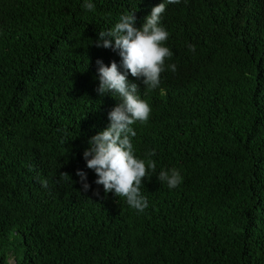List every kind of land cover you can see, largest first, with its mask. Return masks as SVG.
<instances>
[{"label":"trees","instance_id":"trees-1","mask_svg":"<svg viewBox=\"0 0 264 264\" xmlns=\"http://www.w3.org/2000/svg\"><path fill=\"white\" fill-rule=\"evenodd\" d=\"M89 2L0 0V264H264V0L166 5L159 87L128 74L152 110L132 125L135 156L156 153L143 213L83 154L120 103L96 91L98 60L124 72L99 33L133 12L141 29L165 0Z\"/></svg>","mask_w":264,"mask_h":264},{"label":"clouds","instance_id":"clouds-1","mask_svg":"<svg viewBox=\"0 0 264 264\" xmlns=\"http://www.w3.org/2000/svg\"><path fill=\"white\" fill-rule=\"evenodd\" d=\"M181 0H165L155 6L141 29L135 27V13H125L119 17V22L109 31L99 33L96 46L112 49L121 57V73L115 61L107 66L98 60L99 87L96 89L101 96L112 94L118 96L120 103L109 113V127L89 140L90 148L84 151V159L88 169L94 170L98 177L97 185H102L105 193H113L116 197L126 199L127 204L134 210L143 213L148 207V201L141 194L142 181L148 176L149 169H156V162L151 159L156 153L147 152V159H139L134 154L132 138L136 132L132 125L136 122L147 124L151 115V107L139 95V87L128 79L130 73L136 79L143 78L147 90L159 87L161 73L165 71V62L173 55L172 51L163 46L169 33L160 26L162 14L166 5L180 4ZM84 9L94 11L95 5L85 0ZM111 37L114 39V46ZM191 52H195L194 45L189 44ZM171 71H176V65H169ZM83 192L90 190L86 183L87 175L77 171ZM68 174L61 173V178ZM158 180L165 182L169 189H175L182 183L180 172L173 168L161 171ZM47 188V181H41ZM97 196L99 192L95 193Z\"/></svg>","mask_w":264,"mask_h":264}]
</instances>
